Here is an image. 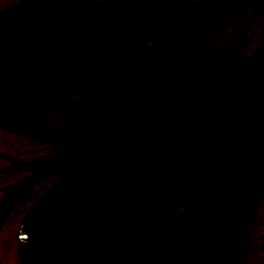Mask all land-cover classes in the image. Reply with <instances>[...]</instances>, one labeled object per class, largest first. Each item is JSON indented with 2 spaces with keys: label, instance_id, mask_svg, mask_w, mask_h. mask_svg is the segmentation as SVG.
Listing matches in <instances>:
<instances>
[{
  "label": "water",
  "instance_id": "obj_1",
  "mask_svg": "<svg viewBox=\"0 0 264 264\" xmlns=\"http://www.w3.org/2000/svg\"><path fill=\"white\" fill-rule=\"evenodd\" d=\"M256 1L230 9L236 11ZM24 3L27 1L19 4ZM51 3L59 5L42 0L15 10L19 20L25 14L27 17L21 28L11 29L0 38V63L8 61L5 68L12 71L7 76V86L0 88L1 94L7 96L0 99V113L5 108L6 116L16 124L29 110L65 98L76 89L107 88L138 68L123 22L116 20L100 26L74 0L67 1L71 12L62 16L64 13L50 8ZM118 3L155 13L172 8L176 14L194 10H182L158 0H115L112 8ZM124 46L126 52L122 51ZM164 86V81L135 86L130 106L119 113L125 111L111 142L102 139L114 124L87 153L101 158L89 167L86 178L59 187L25 219L19 232L22 264H164L161 239L153 223L136 211L138 200L162 209L174 207L207 196L221 182L216 166L210 163L204 167L209 162L191 164L171 140L143 135V139L139 136L113 144L137 104ZM10 126L16 127L12 123ZM110 144L112 148L120 146L106 152ZM243 175L247 176L238 177L234 183L236 211L214 219L218 231L235 232L250 223L253 197L264 186V169ZM240 178L247 180L239 184ZM212 231L213 224L205 221L182 237L169 253L172 262L184 263Z\"/></svg>",
  "mask_w": 264,
  "mask_h": 264
},
{
  "label": "flooded vegetation",
  "instance_id": "obj_2",
  "mask_svg": "<svg viewBox=\"0 0 264 264\" xmlns=\"http://www.w3.org/2000/svg\"><path fill=\"white\" fill-rule=\"evenodd\" d=\"M22 1L3 0L2 4L8 3L0 11ZM108 1L112 7L113 2ZM159 1L194 10L186 14H156L120 6L122 14L137 21L134 23L143 31L138 68L105 89L75 94L113 89L105 96L113 111L105 130L102 126L107 110L96 111L99 102L87 96L72 100L75 95L67 98L65 112L68 120L78 123L72 128L77 131L71 136L70 128L60 130L58 137H69L65 161L52 154L40 158L37 138L0 129V264H10V254L21 263L18 247L23 220L51 192L74 182L90 167L92 162H87L86 154L113 125L138 84L165 82L162 89L137 104L114 145L143 135L169 139L191 164L209 162L217 167L221 182L215 192L232 190L233 194L238 175L264 169V15L252 5L225 10L252 0ZM197 10L204 12L196 13ZM191 30L193 38L189 40ZM170 41L173 50L163 51ZM136 73L142 74L136 82L118 85ZM171 111L155 131L157 122ZM38 113H34V124H39ZM140 117L142 120L135 123ZM92 118L96 123L84 131ZM7 133L17 138L8 137ZM82 137L85 141L80 140ZM144 207H149L144 201L136 206L143 216L139 208Z\"/></svg>",
  "mask_w": 264,
  "mask_h": 264
},
{
  "label": "rangeland",
  "instance_id": "obj_3",
  "mask_svg": "<svg viewBox=\"0 0 264 264\" xmlns=\"http://www.w3.org/2000/svg\"><path fill=\"white\" fill-rule=\"evenodd\" d=\"M2 1L3 0H0V8L8 3L5 2L2 4ZM84 1L90 6L89 9L91 10L104 11L106 8L111 7V3L108 0ZM120 8V6L117 8L118 13L123 12L119 10ZM138 17L142 20V16L138 15ZM141 75V73H136L118 85L134 83ZM112 91L113 89L101 93L86 92L84 95L79 94L72 98V100H74L81 96H87V98L90 97L89 100L95 99L99 103H104L102 105L98 103V108L96 110H107L106 114L103 116L104 122L102 131L106 128L104 125H109L113 113L111 108L108 107V102L105 99V96ZM67 98L68 97L58 100L47 106H42L38 110V122L41 125L54 128L55 130H66L70 128L71 136H73L77 128H72L78 123L68 120L66 116V103L69 101ZM101 98H103V100H101ZM122 98L123 95L121 94L120 105L122 104ZM141 110L143 111V109ZM87 115L89 116L90 114L88 113ZM94 123H96V121L92 118L91 121H88L84 126V131ZM99 128H101V126ZM0 134L3 135L1 132ZM5 135L10 138H17L11 133ZM67 138L69 139V137L65 135L53 141H40V158L52 154L53 156H57L60 161H65L66 152L68 151V146H66ZM80 140L85 141L84 137ZM94 143L93 145H95ZM90 146L84 149L83 152L91 148ZM231 191H213L203 198L163 211L155 210L150 207L139 208L144 213V217L153 223L161 239L164 264H171L169 260L170 250L185 234L206 220L213 222L216 217L229 215L233 211V194ZM8 261L10 264H21L15 262L11 254ZM183 264H264V188L258 192L252 202L251 221L247 227L237 232L226 234L220 233L214 228L210 236L195 249Z\"/></svg>",
  "mask_w": 264,
  "mask_h": 264
},
{
  "label": "bare ground",
  "instance_id": "obj_4",
  "mask_svg": "<svg viewBox=\"0 0 264 264\" xmlns=\"http://www.w3.org/2000/svg\"><path fill=\"white\" fill-rule=\"evenodd\" d=\"M39 1H41L42 2V0H32V1H27V3L26 4H37ZM45 1H48V0H45ZM51 1H56V2H59V5L57 6V5H53L52 3L50 4V8H52V9H54L55 11H57L58 13H64V14H62V16H66V14H68V13H70L71 12V10H69L68 9V7L69 6H67L66 5V3H67V1H69V0H51ZM74 1H76L78 4H80V7L83 9V11H84V13L85 14H87V15H89V17L90 18H92V19H94V20H96V22H99V24H100V26H103V25H105V24H107V23H113L114 21H116V20H118V21H121V22H123V24H124V26H125V28H126V31H127V35H128V38H129V42L131 43V51H130V53H131V55H132V58L137 62V64L139 65V63H140V60H141V58H138V56L139 55H141V52H139L140 51V43H141V41H142V36H143V31H142V29H141V27L138 25V24H136V23H134V22H137V21H134V20H132V19H130L129 17H127V16H125L124 14H122V13H117L116 11H115V9L114 8H108V9H105L104 11H101V10H95V12L94 13H91L92 11H90V10H87V7H85V2L83 1V0H74ZM111 1H113L114 2V4H115V0H111ZM162 2V1H161ZM261 2H263V4H261ZM22 3V2H21ZM84 3V4H83ZM19 4V3H18ZM25 3L24 4H19V5H17V6H15V5H12V6H10L9 8H7V9H4V10H1V11H3V12H1L0 13V38H2V37H4L5 36V33L6 32H9L11 29L12 30H15V31H17L19 28H21V26H22V24H23V20L27 17V14H25V17H24V19L23 20H19V16L18 15H16V13H15V10H17V9H19V11L20 10H22V8L23 7H25V6H27ZM167 4V3H166ZM165 4V5H166ZM261 4V5H260ZM118 5H122L121 3H118ZM252 6H254L255 8H257L258 10H260L261 12H262V14L264 15V0H257L256 1V4H251ZM256 5H259L258 7H256ZM226 9V11H228V12H230L231 11V9H229V8H227V7H225ZM132 9V8H131ZM233 9H235V8H233ZM135 10H138V9H135ZM176 9L175 8H172L170 11H165V12H158V13H156V14H173L174 13V11H175ZM90 11V12H89ZM139 11H149V12H152V11H150V9H146V10H139ZM200 12H204V10H197L196 11V13H200ZM152 13H155V12H152ZM118 14V15H117ZM175 14V13H174ZM110 19V20H109ZM109 29H110V27H109ZM116 34H118L119 36H120V33H119V31L116 33ZM192 34H193V30H191L190 32H189V36H188V39L189 40H191V37H192ZM14 36H12L11 37V39L12 40H14ZM170 49L169 51H166V52H170V51H172L171 50V48H172V42L170 41L165 47H164V49H163V51H165V50H167V49ZM125 50V52L127 51V48L124 46L123 48H122V51H124ZM129 52V51H128ZM137 52L139 53L138 54V56H137ZM137 57V58H136ZM132 58H128V60H132ZM127 64V63H126ZM9 66V62L8 61H6V60H4V64H1L0 63V88H5L6 86H7V76H8V78L10 77V75H11V73H12V71L9 69V67L8 68H5V66ZM126 66H128V64L126 65ZM137 69V67L134 69V71ZM13 70H14V68H13ZM119 81V80H118ZM121 81V80H120ZM115 82H117V81H115ZM167 84H170V82H168ZM112 85V84H111ZM92 86V85H91ZM104 89V88H103ZM88 90H93V91H95V89H92L91 87H88V88H85V89H76V90H74V93H72V94H69V95H67L66 97H70V96H73V95H75V94H77V93H79V92H83V91H88ZM99 90H101V89H99ZM136 90V89H135ZM133 94V92H131L130 93V95H129V97L131 96ZM65 97V98H66ZM129 97H128V99H127V107H129L130 106V101H131V99L129 100ZM7 98V96L5 95V94H1V92H0V99L1 100H3V99H6ZM62 99H64V98H62ZM62 99H59L58 98V100H62ZM58 100H56V101H58ZM129 100V101H128ZM56 101H54V102H56ZM54 102H52V103H54ZM49 104H51V103H49ZM49 104H46V105H43V106H47V105H49ZM28 107H26V109H27ZM28 109H30V108H28ZM39 110V108H34L32 111L31 110H29V112L25 115V117L23 118V121H20L18 124H16V122L14 121V123H13V121L10 119V118H8L7 116H6V110H5V108H2V111H1V113H0V129L1 130H4V131H9V132H14V133H18V134H20V135H24V136H28V137H30V138H37L39 141H53V140H56V139H58V137H59V135H60V130H55L54 128H49V127H45L44 125H41V124H34L33 123V117H34V113H36L37 111ZM174 111V110H173ZM173 111H171L170 113H166L158 122H157V124H156V129H155V131H157L158 130V127H159V125L162 123V122H164V120H166L167 118H168V116H170L172 113H173ZM124 112L125 111H123L119 116H117V119L114 121V125L111 127V129H110V131L107 133V135L102 139V141L103 140H106V142L108 143H110L111 142V136L113 135V132L117 129V125L121 122V120H122V118H123V114H124ZM175 112V111H174ZM129 117V116H128ZM129 120V118L127 119V121ZM140 120H142L141 119V117L140 118H137L134 122L135 123H138V122H140ZM16 121H18L17 119H16ZM126 121V122H127ZM11 123H12V125H14V126H16V125H18V126H16V127H11L10 125H11ZM22 123V124H21ZM125 125L126 124H124V126L122 127V129L119 131V133L123 130V128L125 127ZM140 124H138V126H139ZM119 133L117 134V136L119 135ZM109 134H110V136H109ZM117 136H115V138H117ZM156 136V135H155ZM114 138V139H115ZM140 138H142L143 139V136H140L139 137V139ZM148 138V137H147ZM152 139H154V138H152ZM154 140H156V139H154ZM102 141H101V143H102ZM165 141H169L170 142V140L169 139H165ZM100 144V143H99ZM120 146V145H119ZM119 146H115V147H111V144H110V146L108 145V150H106V152H108L109 150H112V149H114V148H116V147H119ZM94 149H95V147H94ZM93 149V150H94ZM102 149H104V148H102ZM92 150V149H91ZM90 150V151H91ZM89 151V152H90ZM92 153H89L88 155H87V159H88V161L87 162H96L97 160H99L100 158H101V156H96V157H93V156H90ZM200 164H205V162L204 163H199L198 165H200ZM208 165H210V163H207L204 167H206V166H208ZM261 170H263V169H261ZM89 171H87L86 173H84L83 175H82V177H80V178H83V179H85L86 178V176H87V173H88ZM245 177V176H247V175H243V174H240V175H238V177ZM238 177H237V179H238ZM237 179H236V181H237ZM79 180V178L78 179H76L75 180V182H77ZM239 180V179H238ZM246 180H247V178L245 179V180H243V179H241L240 178V181H239V184L240 183H245L246 182ZM235 181V182H236ZM75 182L74 183H70V184H68V185H66V187L67 186H69V185H74L75 184ZM251 184L249 185V189H251ZM234 188H235V184H234ZM52 193V192H51ZM50 193V194H51ZM234 195V194H233ZM48 197V196H47ZM46 197V198H47ZM45 198V199H46ZM45 199H44V201H45ZM44 201L42 202V204L44 203ZM139 201H144V200H138V202ZM138 202L136 203V205L138 204ZM150 208H152V209H155V210H168V209H172V208H176V207H178V206H180V205H178V206H170V207H167V208H164V209H162V208H160L159 206L158 207H155V206H152V205H150L149 203H147L146 201H144ZM41 204V205H42ZM40 205V206H41ZM39 206V207H40ZM38 207V208H39ZM37 208V209H38ZM233 210L234 211H236V207H233ZM26 219V218H25ZM25 219L23 220V222L25 221ZM22 222V223H23ZM222 222V221H221ZM22 225V224H21ZM20 231V230H19ZM176 244V243H175ZM174 247V246H173ZM169 260H170V262H171V264H174L173 262H172V260H171V258H170V255H169ZM20 262H21V264H22V261H21V259H20Z\"/></svg>",
  "mask_w": 264,
  "mask_h": 264
}]
</instances>
